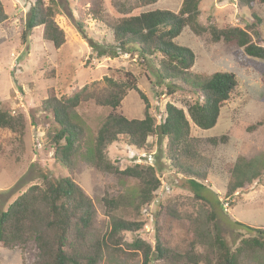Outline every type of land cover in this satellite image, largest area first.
Segmentation results:
<instances>
[{
	"label": "rangeland",
	"instance_id": "374dc122",
	"mask_svg": "<svg viewBox=\"0 0 264 264\" xmlns=\"http://www.w3.org/2000/svg\"><path fill=\"white\" fill-rule=\"evenodd\" d=\"M1 1L8 20L0 26V108L14 115L23 114L26 129L16 133L0 129V213L28 188L41 184L43 174L54 179L71 175L55 160V147L48 138L49 133L56 131L53 115L42 109L48 90L54 89L62 97L88 86L90 95L106 96L111 91L106 78L121 82L127 79L125 74H131L148 98L151 114L158 124L164 119L167 103L187 114L191 139L182 163L205 175L203 180L195 178L204 188L195 189L189 183V176L172 167L165 155L166 141L153 136L148 138L145 150H137L121 140L107 150L108 158L121 170L135 165L155 167L161 181L152 204L138 209L139 181L97 171L92 161L95 138L106 118L116 113L128 119H143L144 102L133 90L116 110L101 107L93 99L83 101L73 112V120L82 126L85 136L73 158L72 177L94 204L88 242L107 237L116 219L144 224L141 231L122 234L120 248L105 249L98 264H143V253L131 245L144 241L155 252L158 211L162 213L169 250L183 254L196 248L197 253L207 255L213 264L218 255L213 246L216 234L234 250L243 239L257 235L239 224L264 228V61L251 58L240 64L235 57L236 44L215 43L210 36L195 35L189 27L183 30L176 43L195 54L196 61L190 70L193 79L230 72L239 83L222 108L217 126L203 131L188 115V106L198 95L176 81L173 85L177 92L171 96L166 83L157 77L155 60L142 59L134 49L117 58L98 55L114 43L113 27L123 18L116 7L119 0H101L102 17L94 20L87 15L85 34L76 27L79 0H57L59 13L55 21L66 35V44L59 50L43 39L42 28L35 29L26 41L22 40L32 0ZM183 1L159 0L132 15L152 10L178 13ZM45 2L49 4V0ZM88 7H83V11ZM201 12L200 22L204 25L211 21L221 27L240 28L253 23L254 13L262 20L259 37L255 39L264 42V5H256L251 11L240 8L236 0H202ZM240 159L251 163L260 176L227 198V187L232 180L228 166ZM105 196L117 201L116 210L107 212L102 202ZM37 254L34 242L22 248L0 249V264H33ZM167 263L168 260L157 258L150 264ZM242 263L264 264V252L245 258Z\"/></svg>",
	"mask_w": 264,
	"mask_h": 264
},
{
	"label": "trees",
	"instance_id": "16d2710c",
	"mask_svg": "<svg viewBox=\"0 0 264 264\" xmlns=\"http://www.w3.org/2000/svg\"><path fill=\"white\" fill-rule=\"evenodd\" d=\"M22 40L37 28H42V37L59 50L66 44L65 32L55 21L59 13L57 0H32ZM159 0H119L116 2L118 12L123 18L113 27V45L98 55L117 58L121 53L137 50L142 59L156 61L157 77L166 83L168 92L173 96L177 92L174 82H181L187 89L198 95L197 100L188 106V115L199 129L208 131L218 124L221 110L230 100L239 83L236 75L230 72H217L210 77H195L190 70L196 57L192 50L179 46L176 39L186 27L198 36L207 35L215 42L234 43L238 49L235 57L240 64L249 59L264 61V42H258L259 26L262 20L253 13V23L245 28L219 26L208 21L200 22L202 0H184L178 13L152 10L132 15L138 9L157 4ZM240 8L254 10L256 5H264V0H236ZM81 8L77 9L76 27L85 34L87 15L100 20L103 14L101 0H79ZM78 4V5H79ZM85 11L83 7L88 6ZM8 20L4 5L0 0V26ZM125 81L117 82L106 78L111 91L106 96L89 93V87L58 97L54 89L48 90L47 98L42 102V109L53 115L56 131L49 133L48 138L55 147V160L68 169L70 176L54 179L46 174L42 183L31 186L21 194L5 211L0 213V249L24 247L34 242L38 249L33 264H98L105 249H119L121 235L141 231L143 223L116 219L112 222L111 232L104 239L89 243L88 235L93 225L95 209L92 200L72 177L73 158L79 153L84 142V130L73 120V112L83 101L95 100L101 107L116 110L130 90L136 91L145 104L143 119H128L111 113L98 131L93 149V166L97 171L114 174L121 179L133 178L139 181L138 209L148 207L155 199V193L161 187L155 167L128 166L121 170L116 162L107 156V150L124 140L137 150L147 148L148 138L157 136L166 141L165 155L172 167L189 176V183L197 190L204 186L196 181L203 180L205 175L192 171L182 163L183 154H187L191 139V122L183 109L167 103L164 119L160 124L151 114V105L131 74H125ZM171 85V87H170ZM0 129L19 132L26 129L23 114L14 115L0 108ZM232 180L227 187V198L232 197L246 183H252L260 175L253 165L240 159L230 165ZM107 212L116 210L117 201L104 197L102 199ZM161 211L155 216L156 245L155 252L151 245L136 241L131 245L141 251L143 264H150L153 259L168 260L167 264H213L207 255L197 253L192 248L185 253H174L166 247V240L161 223ZM248 231L255 232V237L243 239L240 245L232 250L216 234L214 245L217 248L216 264H243V259L264 252V228H253L239 224ZM157 257V258H156ZM25 264V263H24Z\"/></svg>",
	"mask_w": 264,
	"mask_h": 264
}]
</instances>
